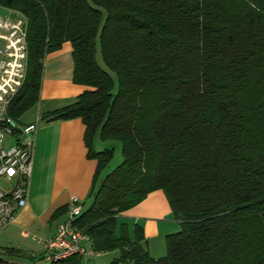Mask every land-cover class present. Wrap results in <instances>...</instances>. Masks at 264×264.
I'll use <instances>...</instances> for the list:
<instances>
[{"label":"trees","instance_id":"trees-1","mask_svg":"<svg viewBox=\"0 0 264 264\" xmlns=\"http://www.w3.org/2000/svg\"><path fill=\"white\" fill-rule=\"evenodd\" d=\"M27 23V71L7 114L39 100L45 57L72 47L80 119L97 161L74 225L109 264H264V0H0ZM100 56L104 68L100 66ZM96 136L118 144L95 153ZM161 190L180 230L153 259L121 214ZM67 211L56 210L51 220ZM8 255L20 251L5 249ZM0 260V264H1ZM51 264H84L80 256Z\"/></svg>","mask_w":264,"mask_h":264},{"label":"crops","instance_id":"crops-1","mask_svg":"<svg viewBox=\"0 0 264 264\" xmlns=\"http://www.w3.org/2000/svg\"><path fill=\"white\" fill-rule=\"evenodd\" d=\"M71 53L72 47L64 44L45 57L38 103L19 119L21 125L36 124V131L27 203L16 221L6 227L0 237L1 252L8 258H33L40 252L42 259L44 249L39 240L54 234L57 224L66 218L67 211L55 220H51L52 214L62 207L67 209L73 197L84 205L90 194L97 161L87 157L85 125L80 119L41 120L46 113L74 104L79 95L88 90L72 81ZM112 148L116 151L118 147L115 143H102L96 136L93 143L95 153ZM121 223L128 225L131 237L133 226L141 227L144 235L141 245L153 259L166 255V237L180 230V223L174 219L161 190L150 193L143 202L121 214L118 224ZM30 235L39 239L32 240ZM86 248H91V245H86ZM5 249L18 250L20 255H8ZM106 254H99L96 258ZM0 260L1 264L13 263Z\"/></svg>","mask_w":264,"mask_h":264},{"label":"built area","instance_id":"built-area-1","mask_svg":"<svg viewBox=\"0 0 264 264\" xmlns=\"http://www.w3.org/2000/svg\"><path fill=\"white\" fill-rule=\"evenodd\" d=\"M26 30V19L20 13L7 10L6 16H0V180L8 184L6 189L0 188V232L13 224L25 207L32 174L36 124L21 125L7 114L26 77ZM6 136L15 137L16 142L8 150L3 148ZM82 208L79 199L73 197L66 218L57 224L54 234L39 240L44 249L43 261L51 264L80 256L84 264H90L99 255L86 248L89 237L74 225Z\"/></svg>","mask_w":264,"mask_h":264},{"label":"rangeland","instance_id":"rangeland-1","mask_svg":"<svg viewBox=\"0 0 264 264\" xmlns=\"http://www.w3.org/2000/svg\"><path fill=\"white\" fill-rule=\"evenodd\" d=\"M0 15L1 16H6L7 15V11L2 9V8H0ZM97 60H98V63L100 64V66H102L104 68V65H103V63L101 61V58H100L99 54L97 56ZM21 118H22V116H21ZM15 143H16L15 142V137L6 136L5 141L3 142V148L8 150L12 146H14ZM115 146L118 147V148H117V150L114 153V158L110 162L108 169L114 168L121 160L120 152H119V146H118V144H115ZM7 187H8V184L4 180H0V188L1 189H6ZM88 200L89 199L87 198L86 201L84 202V205H83L84 209L87 208L90 205V202ZM2 233L3 232L1 231L0 232V237H1ZM30 238L32 240H36V239L38 240L39 239L38 237H36L34 235H30ZM43 252H44V250H43ZM39 255H40V252L37 253V255H33L32 256L33 258H31L29 256L28 257L27 256H21V257L8 258L6 255H4L1 252V248H0V259H5V260H9V262H13L11 264H21V263H23V264H49V263L43 261L42 259H40ZM117 256H118V252L114 251V252L107 253L106 256H102V257L93 259L89 263L90 264H109L112 261V259L117 257Z\"/></svg>","mask_w":264,"mask_h":264}]
</instances>
